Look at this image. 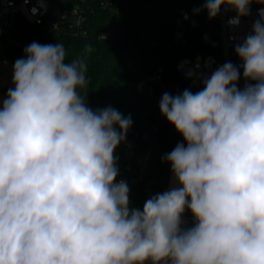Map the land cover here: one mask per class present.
<instances>
[{"label": "clouds", "instance_id": "clouds-1", "mask_svg": "<svg viewBox=\"0 0 264 264\" xmlns=\"http://www.w3.org/2000/svg\"><path fill=\"white\" fill-rule=\"evenodd\" d=\"M253 3L264 0L204 8L212 19L225 5L238 25ZM259 15L235 47L254 83L238 88L240 71L226 62L202 90L162 95L160 112L186 146L165 156L179 186L142 210L117 181L114 152L131 117L94 111L81 94L91 46L71 62L61 43L27 46L0 109V264H264V8Z\"/></svg>", "mask_w": 264, "mask_h": 264}, {"label": "trees", "instance_id": "trees-1", "mask_svg": "<svg viewBox=\"0 0 264 264\" xmlns=\"http://www.w3.org/2000/svg\"><path fill=\"white\" fill-rule=\"evenodd\" d=\"M76 2L80 0H70ZM58 0H51L52 13ZM206 0H114L120 11L112 15L108 10L95 7L89 15V35L72 37L57 35L49 25L33 26L18 17L13 32L29 45L61 43L66 50V62L88 54L89 81L81 90L86 104L94 111L114 108L132 120L126 138L134 141L130 157L116 158L121 179L142 178L138 191L142 193L148 182L159 193L168 191L164 178L172 173L165 160L177 144L186 146L183 136L162 116L159 108L164 93L173 96L184 90L193 93L202 90L190 85L177 69L184 57L198 55L222 57L221 9L209 19L204 8ZM264 4L253 3L250 7ZM235 12V10L230 9ZM114 22L117 35L111 39L99 38V32L108 22ZM3 33L0 30V38ZM161 80L156 79L155 74ZM238 88L246 83L243 72ZM10 88L2 92L7 98ZM2 105L0 109H2ZM130 203L133 199L129 197Z\"/></svg>", "mask_w": 264, "mask_h": 264}, {"label": "built area", "instance_id": "built-area-1", "mask_svg": "<svg viewBox=\"0 0 264 264\" xmlns=\"http://www.w3.org/2000/svg\"><path fill=\"white\" fill-rule=\"evenodd\" d=\"M56 11L52 13L51 0H0V22L6 29L0 38V64L5 69L14 67L18 59H26L25 49L29 46L19 36L13 32L18 17L27 24L33 26L49 25L57 35L86 37L89 35L90 19L89 15L95 9L108 10L112 15L118 13L120 8L115 5L114 0H80L71 2L70 0H58ZM264 5L250 7V14L240 18L238 25H232L229 21L234 18L236 12L230 11L225 5L221 6V40L222 57L198 55L194 58L184 57L177 63L180 74L187 79L191 86L203 88V80L226 62H231L240 73L243 72V62L235 53V47L241 44L244 39L252 33L253 24L260 19L259 10ZM33 9L36 11L33 12ZM117 28L112 21H108L100 35H104L108 40L117 35ZM156 79L161 80L158 73ZM126 151V157H130L135 149L134 141L125 138L121 143ZM129 187V197L133 199L131 208L143 209L145 201L159 193L158 188L152 186L149 181L144 192L138 191L142 178L121 179ZM182 228H190L194 225V218L190 211L186 210L182 217Z\"/></svg>", "mask_w": 264, "mask_h": 264}, {"label": "rangeland", "instance_id": "rangeland-1", "mask_svg": "<svg viewBox=\"0 0 264 264\" xmlns=\"http://www.w3.org/2000/svg\"><path fill=\"white\" fill-rule=\"evenodd\" d=\"M5 29H6L5 25L2 22H0V30L4 31ZM12 78H13V68L5 69L0 64V79L2 80V83H4L5 86H11L12 85L11 87H13L14 84L12 82ZM1 101H0V103H1ZM114 155L116 158H125L126 157V151L122 147L121 144L116 148ZM164 180L167 181L169 190L173 187L179 186L175 181L173 173H171V175L169 177L164 178Z\"/></svg>", "mask_w": 264, "mask_h": 264}, {"label": "crops", "instance_id": "crops-1", "mask_svg": "<svg viewBox=\"0 0 264 264\" xmlns=\"http://www.w3.org/2000/svg\"><path fill=\"white\" fill-rule=\"evenodd\" d=\"M12 86V85H11ZM11 86H9V87H11ZM4 87H7V86H5V84L4 83H2V80L0 79V101H1V103H0V106H1V104L3 103V100H4V98H5V96H4V94H3V92H2V89L4 88ZM14 87V86H13Z\"/></svg>", "mask_w": 264, "mask_h": 264}]
</instances>
